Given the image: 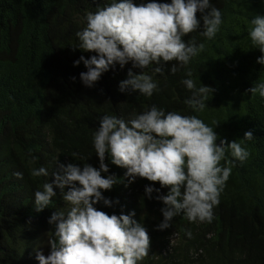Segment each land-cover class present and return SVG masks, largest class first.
I'll list each match as a JSON object with an SVG mask.
<instances>
[{"label": "trees", "instance_id": "trees-1", "mask_svg": "<svg viewBox=\"0 0 264 264\" xmlns=\"http://www.w3.org/2000/svg\"><path fill=\"white\" fill-rule=\"evenodd\" d=\"M107 3L0 0V264H38L36 248L49 254L47 234L52 229L47 221L66 205L55 188L56 196L42 212L34 211L32 201L47 179L52 182L57 160L98 168L92 133L99 117L109 114L127 120L153 105L165 112L197 116L214 128L217 144L220 139H242L250 131L253 138L244 143L248 158L232 167L210 221L190 223L181 215L160 231L163 204L146 198L144 192L146 185L160 188L159 183L144 178L129 183L126 169L111 165L106 155L108 175L120 182L102 192L113 206L97 204V209L117 216L135 212L150 239L148 254L138 264H264V100L247 93L254 83L264 82V66L256 63L261 53L248 39L249 22L255 14L264 15V3L210 0L221 12L219 31L211 40H205L199 29L183 37L185 42L204 43L203 51L175 74L168 70L176 62L166 63L164 75L154 76L159 91L151 97L119 91V82L129 70L141 71L131 62L123 69L119 65L109 69L91 88L79 79L86 69L83 63L74 67L73 62L95 53L74 49L75 33L85 26V13ZM196 17L202 30L201 14ZM154 66L145 71L152 75ZM186 71L192 72L196 87L210 88L201 112L184 103L191 96L180 83L188 78ZM41 166L49 177H32L31 169ZM16 172L23 178L17 179ZM160 193L166 194L167 189L161 188Z\"/></svg>", "mask_w": 264, "mask_h": 264}, {"label": "clouds", "instance_id": "clouds-1", "mask_svg": "<svg viewBox=\"0 0 264 264\" xmlns=\"http://www.w3.org/2000/svg\"><path fill=\"white\" fill-rule=\"evenodd\" d=\"M198 12L202 30L196 17ZM221 23V12L210 0H140L138 4L134 0H109L94 12L85 13V26L75 33L78 43L74 49L95 55L88 59L80 56L73 66L83 63L86 71L79 74V79L83 86L91 88L109 69L116 65L123 69L131 62L132 68L141 71L134 74L129 70L127 78L119 82V91L151 97L159 91L154 76L164 75L166 63L176 62L168 70L175 74L178 67H186L192 57L203 51L204 43L196 44L192 39L185 42L183 37L199 29L205 40H211ZM249 23L248 39L261 53L256 63L264 66V15L255 14ZM152 65L155 66L149 75L145 69ZM185 76L188 78L180 83L191 96L184 103L194 112H201L210 88L202 84L196 87L191 71H186ZM247 93L264 100V82L254 83ZM98 125L92 133L98 168L87 163L82 167L75 163L64 165L57 160L58 170L52 171V182L47 179L33 194L37 213L51 205L56 196L54 188L59 189L66 205L47 221L52 229L51 235L47 234L50 251L45 257L39 248L34 250L38 264H138L148 254L147 229L134 218L135 212L108 215L96 207L113 206L114 202L102 192L120 182L115 175H108L106 155L111 165L126 169L129 183L136 178L159 183L160 188L146 185L144 192L146 198L163 204V220L157 226V230L163 231L172 226L174 217L181 215L190 223L212 219V209L232 167L249 156L244 143L253 138L248 131L242 139H220L217 144L214 128L197 116L165 112L155 105L127 120L102 115ZM30 175L48 178L49 172L41 166L32 168ZM14 176L23 178L20 172ZM161 188H166L167 193L161 194ZM186 235L190 237L191 233Z\"/></svg>", "mask_w": 264, "mask_h": 264}, {"label": "rangeland", "instance_id": "rangeland-1", "mask_svg": "<svg viewBox=\"0 0 264 264\" xmlns=\"http://www.w3.org/2000/svg\"><path fill=\"white\" fill-rule=\"evenodd\" d=\"M44 255V254H43ZM45 257H47L46 255H45Z\"/></svg>", "mask_w": 264, "mask_h": 264}]
</instances>
